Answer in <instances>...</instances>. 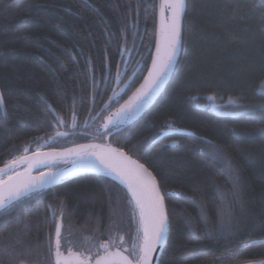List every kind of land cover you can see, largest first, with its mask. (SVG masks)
Here are the masks:
<instances>
[{
    "label": "trees",
    "instance_id": "obj_1",
    "mask_svg": "<svg viewBox=\"0 0 264 264\" xmlns=\"http://www.w3.org/2000/svg\"><path fill=\"white\" fill-rule=\"evenodd\" d=\"M160 2L0 0V168L49 149L62 127L73 131L63 141H89L78 130L90 129L127 100L147 74L162 18ZM254 2L259 7L256 0H238V5L244 11ZM229 4L237 6L233 0H186L183 43L170 77L138 117L109 136V145L146 165L158 180L170 224L159 264L264 259V139L244 135L261 122L248 114H218L207 107L216 96L239 97L246 103L264 97L257 93L264 79L260 13L234 15ZM135 51L139 62L126 71ZM104 71L110 77L107 83ZM121 89L126 90L120 96ZM168 130L193 135H164ZM130 199L121 184L104 175L78 176L31 194L0 211V259L9 264L3 249L15 236V247L30 245L33 256L51 241L54 264L58 222L73 241L61 248L64 256L69 250L84 251L85 237L102 243L110 235H123L125 247H130L136 228ZM221 223H230L239 239L209 237V230L214 233ZM241 241L247 246L229 256L225 249ZM193 247L202 251L193 255ZM21 259L38 264L23 251L11 264Z\"/></svg>",
    "mask_w": 264,
    "mask_h": 264
},
{
    "label": "snow or ice",
    "instance_id": "obj_2",
    "mask_svg": "<svg viewBox=\"0 0 264 264\" xmlns=\"http://www.w3.org/2000/svg\"><path fill=\"white\" fill-rule=\"evenodd\" d=\"M233 2L236 3V7H232L231 4L226 5V7L231 8L234 15L239 12L243 17H248L259 11L260 29L264 30V0H258L259 7L254 2L244 11L239 8L238 0H233ZM161 7L162 9L165 7L169 9L170 14L160 21L159 33L156 39V52L152 56V64L148 69L145 83L100 126L103 129V132L99 133L101 136L104 133L109 136L113 135L114 132L120 130V125L130 121L136 113L148 105L176 62L178 51L183 43L181 18L186 9L185 0H169L166 5ZM124 63H128L127 58ZM117 75H119V70ZM101 76L105 83L110 81L106 71L102 72ZM93 79L97 85L100 83L95 81V74H93ZM97 91H99L98 87ZM261 94L264 95V93ZM3 103V97L0 96V105ZM244 111L251 120L258 119L262 125L253 132L244 135L248 137L258 136L264 139V103L248 106ZM57 135L63 136L65 133H57ZM25 151L27 152V149ZM66 153L75 154L74 164L79 161L81 166H98L99 170L106 175L115 174L119 178L130 194L129 203L134 204L132 215L133 219L136 220V228L130 247H125L127 239L123 235H110L102 243H98L95 237H85L83 243H86L87 247L84 251L72 252L69 250L68 256H64L61 248L65 244L73 243V241L70 237L63 235L62 225L58 222L55 230L54 264H159L169 235V222L165 211L164 196L161 194L156 178L152 173L143 164L131 159L123 151L112 148L110 145H79L74 149L66 150ZM64 155L65 152H37L31 156H21L0 168V176L8 177L6 180L0 179V211L12 206L14 202L20 201L23 197L31 194L39 195L41 189L55 184L65 175V173L58 170H49L40 172L38 176H22L15 171L20 163L27 165L30 171L32 168L50 167L57 158ZM9 172H12L13 175H8ZM60 205L62 216L63 201L60 202ZM110 227H115V225L112 224ZM214 234L229 241L239 239L230 223H221L214 233L209 230V237ZM100 235H103V233L101 232ZM11 239L12 245L6 244L3 249V256L7 258L9 264L14 260L18 251H23L26 259H34L38 261V264H51L50 257L53 251L51 241L48 242L45 249H37L33 256L32 246L18 249L15 247L18 242L15 236ZM247 244V241H241L236 247L226 248L225 251L229 256L234 257ZM44 251L48 253V256L42 254ZM200 251H202L201 247H193L191 254L194 255ZM154 254L157 255L154 256ZM0 264H3L2 259H0ZM16 264H25V261L21 259L16 261Z\"/></svg>",
    "mask_w": 264,
    "mask_h": 264
},
{
    "label": "water",
    "instance_id": "obj_3",
    "mask_svg": "<svg viewBox=\"0 0 264 264\" xmlns=\"http://www.w3.org/2000/svg\"><path fill=\"white\" fill-rule=\"evenodd\" d=\"M160 3H161V4H160V11H161V16H162L164 8L162 9L161 6L164 5V0H161ZM185 4H186V0H185ZM185 10H186V9H185ZM184 15H185V11H184V13H183V15H182V18H181V27H182V23H183ZM155 52H156V46H155V49H154V52H153L152 56L155 54ZM126 58L128 59V58H129V55H127ZM151 64H152V59H151V62H150L149 68L151 67ZM149 68H148V69H149ZM147 76H148V71H147V74L145 75V77H144V79H143L141 85L145 83V78H146ZM141 85L138 87V89L141 87ZM115 91H116V86L114 87V89H113V91H112V93H111V95H110V97H109V99H108V101H107V105H109V104L111 103ZM0 96H1V94H0ZM2 105H3V104H2ZM197 108H199V109H203V110L206 109L205 106H198ZM173 133L193 135L192 133H190V132H188V131H185V130H168V131H166V132L164 133V135L173 134ZM93 144H95V145H109L108 143H106V144H100V143H82V144L72 145V146H70V147L63 148V149H53V150H49V151H44L43 153L53 152V151H55V152H65V155H64V156L57 158V160H59V159H62V158H67V157L72 156V155L75 156V154H67V153H66V150H68V149H74V148H76V147L79 146V145H93ZM110 146H111L112 148H115V149H118V150H120V151H123L126 155H128L124 150H122V149H120V148H117V147H114V146H112V145H110ZM128 156H130V155H128ZM130 157H131V156H130ZM75 159H76V158H75ZM75 159H74V160H75ZM131 159L138 161L137 159H135V158H133V157H131ZM74 160L70 161V162H69L68 164H66L65 166H63V167L57 169L58 171L65 173V175H63V176H62V177H61V178H60L55 184L45 186V187H44L43 189H41V190L51 189V188L57 187V186L60 185V184H63V183H65V182H67V181H69V180H71V179H73V178H76V177H78V176H82V175H104V176L108 177L103 171L99 170V167H98V166H81V164L79 163V161H77V162L74 164V163H73ZM138 163L143 164V163H141L140 161H138ZM20 164H21V163H20ZM20 164H19V165H20ZM143 165H144V164H143ZM3 167H4V166H3ZM3 167H1V168H3ZM144 167L147 168L148 171H150V172L152 173V171H151L146 165H144ZM41 168H42V167H39V168H32V172H31L30 176H38L40 173H38V174H36V175H32V173H33L34 171L40 170ZM57 170H55V171H57ZM152 175L155 177V175H154L153 173H152ZM22 176H23V175H22ZM155 178H156V177H155ZM156 182H157V185H158V187H159V183H158V180H157V179H156ZM159 188H160V187H159ZM160 190H161V189H160ZM161 194H162V192H161ZM162 195H163V194H162ZM26 197H27V196H26ZM23 198H25V197H23ZM23 198H22V199H23ZM164 203H165V200H164ZM165 211H166V215H167L166 204H165ZM167 218H168V215H167ZM168 222H169V219H168ZM169 232H170V224H169ZM168 238H169V235H168ZM168 238H167V241H166V245H167V242H168ZM166 245H165V247H166ZM164 249H165V248H164ZM155 255H157V254H154V256H155ZM159 261H160V260H159ZM242 264H264V259L257 260V261H251V262H245V263H242Z\"/></svg>",
    "mask_w": 264,
    "mask_h": 264
},
{
    "label": "rangeland",
    "instance_id": "obj_4",
    "mask_svg": "<svg viewBox=\"0 0 264 264\" xmlns=\"http://www.w3.org/2000/svg\"><path fill=\"white\" fill-rule=\"evenodd\" d=\"M256 1L258 2V0H256ZM168 2H169V0H164V5H166ZM169 14H170V10L165 7L164 10H163L162 18H167V16ZM159 28H160V22H159ZM172 69H173V67L170 69L167 77L165 78L164 83L161 85L160 89L158 90V92L156 93V95L153 97L152 101L148 105H146L140 112L136 113V115L130 121H127V122H125L124 124H122L120 126H123V125H125L127 123H130L133 119H135L136 117H138L153 102V100L155 99V97L158 95V93L161 91L162 87L164 86V84L166 83V81L168 80V78L170 77V75L172 73ZM134 93H136V92H134ZM257 93L260 94V95H262L261 93H264V79L260 82V84H259V86L257 88ZM133 94L131 96H133ZM262 96H264V95H262ZM127 100H125V101H127ZM125 101H123L122 103H120L119 105H117L113 110H111L107 115H105L104 119L101 121V125L105 122V120L109 116H111L112 113H114L117 109H119L120 106L125 103ZM260 103H264V97L262 99H259L258 101L251 102V103H246V102L242 101L239 97H226L225 99H222V98L216 96L214 98V100H211V101H209L207 103V107L212 112H215V113H218V114L241 115V114H247L244 111V109L246 107L251 106V105L260 104ZM39 152L40 153H43L44 151H39ZM75 158H76V156L72 155V156H69L67 158H62V159L56 160L50 167H45V169L46 168L47 169L53 168V167H55L57 165H60L62 163L64 164L66 162H70V161L74 160ZM24 168H25L24 163H21L20 165L17 166V168L15 169V171L16 172H19V171H21ZM8 175H13V173L12 172H9ZM7 178H8L7 176H0V179L6 180Z\"/></svg>",
    "mask_w": 264,
    "mask_h": 264
},
{
    "label": "flooded vegetation",
    "instance_id": "obj_5",
    "mask_svg": "<svg viewBox=\"0 0 264 264\" xmlns=\"http://www.w3.org/2000/svg\"><path fill=\"white\" fill-rule=\"evenodd\" d=\"M139 59H140L139 51H135L133 53V57H132V59L130 61V65H128V67H126V71H129L131 69L133 63H135V62L138 63L139 62ZM125 65H127V64H125ZM136 67H137V65H134V68H136ZM132 72H133V70H132ZM135 72L133 74L132 73L131 74L134 75ZM132 75L130 76V78L132 77ZM123 76L124 75L120 76L119 81H122ZM123 90H124V92H123ZM125 90L126 89H122V91L120 90V96L125 93ZM101 121L94 123L90 129L78 130V133L84 134L85 137H87L89 139V141H85L84 143H100V144H106V143H108V144H110V142H109V135L107 133H104V134H107L104 139L99 134V133L103 132V129L100 127L101 126ZM58 133H65V135L58 136L57 134H55L54 136H52L53 139L49 142V144H51V147L49 149H47L46 151L53 150V149H63V148H67V147H70V146L73 145V144H70V142L63 141L64 138L69 137L73 133V131H67V130H65L62 127L58 131ZM68 163L69 162H66L64 164L62 163L60 165H57V166H55L53 168H49V169H47V168L45 169V167H42L40 170L34 171L32 173V175H36V174H38V173H40L42 171H49V170L55 171V170H57V169L65 166ZM46 190H48V189L41 190L40 193L41 192H44Z\"/></svg>",
    "mask_w": 264,
    "mask_h": 264
},
{
    "label": "bare ground",
    "instance_id": "obj_6",
    "mask_svg": "<svg viewBox=\"0 0 264 264\" xmlns=\"http://www.w3.org/2000/svg\"><path fill=\"white\" fill-rule=\"evenodd\" d=\"M39 153H40V152H39ZM33 154H34V153H33ZM33 154H30V155H28V156H31V155H33ZM24 165H25V164H24ZM31 172H32V169L29 171V170H28V166L25 165V168L22 169L21 171L17 172V173H20L21 175H30ZM107 176H108V175H107ZM108 177H109L110 179L116 181L117 183L121 184V185L127 190V187H126L124 184H122V183L120 182L119 178H118L115 174H113V175H111V176H108ZM127 191H128V190H127Z\"/></svg>",
    "mask_w": 264,
    "mask_h": 264
}]
</instances>
